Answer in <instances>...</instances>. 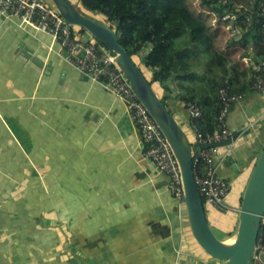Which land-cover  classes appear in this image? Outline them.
<instances>
[{
	"label": "crops",
	"instance_id": "crops-1",
	"mask_svg": "<svg viewBox=\"0 0 264 264\" xmlns=\"http://www.w3.org/2000/svg\"><path fill=\"white\" fill-rule=\"evenodd\" d=\"M225 25L232 35L214 26L210 48L189 46V67L154 85L192 144L185 97L202 98L214 78L248 85L264 68L254 44L243 45L234 35L240 31ZM226 37L232 41L225 44ZM151 50L146 45L135 56L141 68ZM228 128L237 137L232 153L220 148L217 172L241 194L264 148V93L244 96ZM145 152L121 99L70 67L50 36L0 15V264L223 263L199 246L167 178ZM230 207L207 210L225 243L238 227L240 205Z\"/></svg>",
	"mask_w": 264,
	"mask_h": 264
},
{
	"label": "built area",
	"instance_id": "built-area-1",
	"mask_svg": "<svg viewBox=\"0 0 264 264\" xmlns=\"http://www.w3.org/2000/svg\"><path fill=\"white\" fill-rule=\"evenodd\" d=\"M0 15L4 18L16 17L22 27H31L46 34L59 46L60 57L77 72L108 88L121 99L132 123L137 127L146 145L145 157L152 161L164 175L172 194L179 202L180 212H186L185 191L180 164L163 131L138 98L127 76L104 46L95 39L86 40L76 32L75 26L67 23L59 11L45 0H0ZM259 15L264 18V0H261ZM228 19V17H226ZM235 19V17H233ZM240 32L234 33L238 38ZM252 89L264 93V78L258 77ZM245 95L230 93L227 89L219 91L221 111L218 117L219 131L214 134H202L197 120L202 117L200 106L196 102L186 103L190 115V127L197 143L202 146L221 143L228 139L233 142L227 148L232 153L236 133L228 128V116L232 108L244 99ZM221 147L199 148L194 152V175L204 204L221 213L231 212L226 200L232 191V184L218 175L217 157ZM187 213V212H186ZM262 225H264V217ZM262 235L252 256V264H264Z\"/></svg>",
	"mask_w": 264,
	"mask_h": 264
},
{
	"label": "trees",
	"instance_id": "trees-1",
	"mask_svg": "<svg viewBox=\"0 0 264 264\" xmlns=\"http://www.w3.org/2000/svg\"><path fill=\"white\" fill-rule=\"evenodd\" d=\"M83 14L107 23L117 34L121 46L134 59L146 45L152 50L143 60V64L152 72L149 83L163 85L170 81L175 73L185 71L189 67V46H212V39L217 34L209 26L208 19L196 17L188 0H70ZM76 2V3H75ZM261 0H201L200 6L219 16L221 22L228 17L233 29L240 31V41L247 46L251 42L257 50V56L264 59V18L259 15ZM155 10V11H154ZM235 19L232 20V18ZM233 23H230L232 22ZM82 31L86 32L82 28ZM100 44V43H99ZM215 64L222 68V57ZM208 75L213 70L206 65ZM264 78V68L255 73L252 81L245 86H231L223 79L214 78L208 85L209 92L204 91L202 98L196 94L185 97L187 103L196 102L202 111L197 120L199 131L214 134L220 130L218 117L221 111L219 91L227 89L236 95H247L255 92L252 87L257 78ZM180 79L185 80L182 77ZM154 88V87H153ZM155 90V89H154ZM191 91L190 88H187ZM164 101V100H163ZM166 104V102L164 101ZM260 235L264 243V225Z\"/></svg>",
	"mask_w": 264,
	"mask_h": 264
},
{
	"label": "water",
	"instance_id": "water-1",
	"mask_svg": "<svg viewBox=\"0 0 264 264\" xmlns=\"http://www.w3.org/2000/svg\"><path fill=\"white\" fill-rule=\"evenodd\" d=\"M45 1L56 8L67 23L89 32L115 57L138 98L163 131L180 164L186 212L194 237L202 250L211 258L227 264H252L264 217V148L241 199L235 242L228 245L216 236L208 220L207 209L195 181L193 156L199 148L224 147L233 140L205 146L192 144L141 68L121 46L116 32L107 23L83 14L70 0ZM25 51L27 57L32 56L31 49L26 47ZM35 61L42 64L37 59ZM261 260L264 262V254L261 255Z\"/></svg>",
	"mask_w": 264,
	"mask_h": 264
},
{
	"label": "rangeland",
	"instance_id": "rangeland-1",
	"mask_svg": "<svg viewBox=\"0 0 264 264\" xmlns=\"http://www.w3.org/2000/svg\"><path fill=\"white\" fill-rule=\"evenodd\" d=\"M200 3H201V0H188V4L190 5V7H191V9H192V12H193V14L196 16V17H198V15L199 16H201V17H204V18H207L208 19V23H209V25H210V27L212 28V29H214V31L216 30V29H219V27H220V29H221V27H224L225 26V28H224V30L223 31H226L227 32V34H229V33H231V35L233 34V32H230L231 31V29L230 28H227L226 27V21H227V19H226V16L223 18V20L220 22L219 21V16L217 15V14H214V13H211V12H209V11H207V10H205V9H202L201 8V6H200ZM155 11V10H154ZM214 26H216V29L214 28ZM218 27V28H217ZM219 29V30H220ZM225 29H228V30H225ZM88 34L87 35H91L89 32H87ZM223 34V33H222ZM92 39H94L92 36H91V38H89V40H92ZM231 39H233V37L231 36ZM88 40V39H87ZM221 40L223 41V38H221ZM97 41V40H96ZM230 41H232V40H230L229 38H225V41H224V43L225 44H227V43H229ZM234 41V40H233ZM223 44V43H222ZM137 60V59H136ZM137 62H138V60H137ZM142 69L144 70V72H145V68H144V66H142ZM146 73V72H145ZM146 75H147V77L150 79V77H149V75H148V73H146ZM155 85V84H154ZM154 85H153V87H154ZM155 89V88H154ZM156 90V89H155ZM157 93V92H156ZM159 96V95H158ZM246 181V180H245ZM244 186V185H243ZM242 186V187H243ZM244 188H246V186L244 187ZM244 188H243V190H244ZM243 190H242V192H241V194H240V191L239 190H233L232 191V193H231V195H230V197L226 200V203L229 205V206H234V205H236V206H238V205H240V203H241V199H242V197H243ZM236 196H237V199H236ZM231 199L233 200V201H231ZM236 199V200H235ZM239 199H240V201H239ZM205 207H206V209L208 210V211H212V209L209 207V206H207V205H205ZM212 227V226H211ZM212 230L214 231V233L216 234V236L218 237V235L220 234L215 228L213 229L212 228ZM236 234H237V232H236ZM236 236V235H235ZM214 262V261H213ZM221 264H227V262H223V263H221Z\"/></svg>",
	"mask_w": 264,
	"mask_h": 264
},
{
	"label": "bare ground",
	"instance_id": "bare-ground-1",
	"mask_svg": "<svg viewBox=\"0 0 264 264\" xmlns=\"http://www.w3.org/2000/svg\"><path fill=\"white\" fill-rule=\"evenodd\" d=\"M234 242H235V236H234L233 238L229 239L228 242H227L226 244L231 245V244H233Z\"/></svg>",
	"mask_w": 264,
	"mask_h": 264
}]
</instances>
